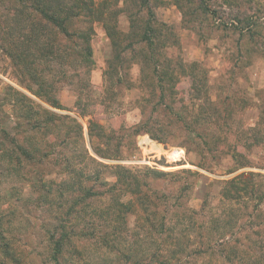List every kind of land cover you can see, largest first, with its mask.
I'll use <instances>...</instances> for the list:
<instances>
[{
    "label": "rangeland",
    "instance_id": "374dc122",
    "mask_svg": "<svg viewBox=\"0 0 264 264\" xmlns=\"http://www.w3.org/2000/svg\"><path fill=\"white\" fill-rule=\"evenodd\" d=\"M95 1L116 10L126 46L128 0ZM149 3L167 25L166 56L153 65L125 49L111 66L101 21L91 57L68 50L57 31L50 60L45 44H23L22 2L0 0V209L9 246H0V264H264V0ZM163 60L174 84L156 73ZM144 114L149 131L136 132ZM14 144L31 158L10 159ZM119 166L139 184L91 197L86 217L66 214L81 193L57 198L59 181L88 174L103 191ZM41 179L52 186L42 190ZM113 196L114 213L100 217ZM58 224L67 238L59 249Z\"/></svg>",
    "mask_w": 264,
    "mask_h": 264
},
{
    "label": "trees",
    "instance_id": "16d2710c",
    "mask_svg": "<svg viewBox=\"0 0 264 264\" xmlns=\"http://www.w3.org/2000/svg\"><path fill=\"white\" fill-rule=\"evenodd\" d=\"M17 1H21L23 4V8H21L20 11L21 18L18 19L19 25H21V30L26 31L25 33H23V36L25 37L23 39V44H25L29 40L33 41V43L39 41L42 44H45L46 47L44 46L42 48V50H44L43 55H45L50 60H55L58 58V49L56 48V42L54 37V34L57 31L61 32L68 39V50L78 53L82 59H84L85 56H87L88 58L91 57V39L94 31L93 24L97 21L102 22L106 35L110 41L112 56L107 60V63L111 66L114 60L120 58L121 53L125 51V49H131L132 52H137L139 60L154 65V59L156 58L158 61L161 57L164 59V56H166V52L169 48L167 40H165V35H162V31L167 27V25L157 19L155 11L151 7L149 0H128V5L126 6V8H122V10L126 12L124 14L126 16L127 21H129V29L127 31H123L124 33H127L126 36L128 38V43L126 44V46L122 44V38L119 37V33L116 30V10L112 7H109L106 3H101L99 5L95 0H34L36 4L43 5L42 7H36L34 6L33 0ZM27 1H29V3ZM176 5L183 13V7L181 6V4L179 2H176ZM29 8H31L32 12L28 11ZM35 12L39 13L40 16L43 18L44 23L47 24H37V20H35L31 16L33 15L32 13ZM24 22L25 24H23ZM70 27H73L75 29L71 30ZM11 29L13 30L12 27ZM47 29H49L48 33L46 32ZM41 38H43L42 41ZM136 43H139L140 47L132 48ZM18 57L19 56H14V58L19 61ZM18 61H16V63H18ZM163 63L164 60L162 63H158V69L156 73L159 74L162 80H164L165 82L174 84L176 81V76L174 77L172 75V68L168 69V66L166 67V64L165 67H162ZM155 67L157 66H154V68ZM185 68L186 67L181 65L178 68V75H182L184 71L186 72ZM188 71L189 74H193L192 69ZM161 78H159L160 81ZM22 97L24 98V96ZM142 113H144L143 110ZM70 120L75 125L79 126L77 120L71 118ZM148 122L149 118L144 114L140 122L137 124V126H135L136 132L149 131ZM94 130L95 129L93 128L92 124L88 125L89 135H92ZM9 147L11 149V153H9L8 156L12 160L20 161L16 154H19L21 156L28 155L29 158H31L32 156L30 152L25 150L24 147L20 146L19 144H14L15 150L12 149V146ZM16 150H19L20 153ZM93 150L95 153H97L95 149ZM78 176H80V174H78ZM88 179L89 176L87 174L81 182H77L76 180H73L76 182H72L71 179L67 180L66 178L65 180L59 181V189L54 190V195H56L57 198H68L73 194L74 191H79L81 193L80 195H76L75 198L72 200L70 206H68L66 214L77 212L78 215L76 214V216L86 217L88 214L89 207V203L86 201H88V199H91V197L102 198L103 194L110 195L111 191L109 190H113V188L120 183L121 185H126L128 187L135 186V184H139L137 175L131 172L129 169L127 170L121 166L118 167L117 180L115 182H112L110 187L103 191L97 192L95 190V185L97 182H101V178L98 177L92 185L87 184ZM103 182L104 181H102V183ZM39 186H42L43 190L44 187L48 188L52 185L48 182H43L41 179L39 180ZM45 194L40 195V202H43L45 199H48L49 196ZM47 194H49V190L47 191ZM139 197L140 199H136L138 203H140L141 205L149 204V202L143 200L141 196ZM92 201L94 200H91V202ZM115 201H118V198L116 199L115 196H113V199L108 198L107 202H109V204L104 209H100L99 216L105 217V215L113 214L115 209ZM76 204L78 205V209L73 208L74 206H76ZM130 205H132V203L128 201V206ZM5 217L6 216L4 214V211L0 209V246H3V250L5 252H8V242L5 240V236H3V220ZM57 227H60L61 232L59 238L54 241V248L59 249L62 247V244L67 241V238H65L66 232L64 229V225L58 224ZM147 231L155 232L154 228L151 226L150 223L148 225Z\"/></svg>",
    "mask_w": 264,
    "mask_h": 264
},
{
    "label": "crops",
    "instance_id": "0c3cea01",
    "mask_svg": "<svg viewBox=\"0 0 264 264\" xmlns=\"http://www.w3.org/2000/svg\"><path fill=\"white\" fill-rule=\"evenodd\" d=\"M155 14H156V13H155ZM156 17H157V15H156ZM158 20H159V19H158ZM126 21H127V19H126ZM159 21L162 22L163 20H162V21L159 20ZM164 23H165V22H164ZM128 29H129V21H127V30H128ZM127 30H126V31H127ZM123 31H124V30H123Z\"/></svg>",
    "mask_w": 264,
    "mask_h": 264
}]
</instances>
